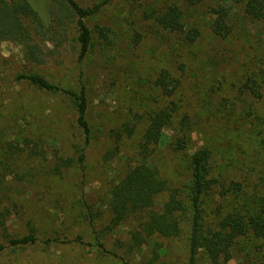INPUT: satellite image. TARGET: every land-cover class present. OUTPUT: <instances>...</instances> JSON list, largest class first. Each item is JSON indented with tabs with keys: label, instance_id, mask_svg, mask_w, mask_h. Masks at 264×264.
Instances as JSON below:
<instances>
[{
	"label": "rangeland",
	"instance_id": "1",
	"mask_svg": "<svg viewBox=\"0 0 264 264\" xmlns=\"http://www.w3.org/2000/svg\"><path fill=\"white\" fill-rule=\"evenodd\" d=\"M28 1L47 24L48 0ZM75 1L84 7L92 3ZM207 12L205 6L190 13L201 37L184 48L169 45L171 37L155 33L125 0L116 1L87 21L91 30L99 26L109 29L111 35L106 43L93 35L94 47L83 61L78 59L73 25L70 40L61 47L43 45L40 39L46 54L40 65L28 64L18 45L0 41V193L10 198V202H0V210L11 211L6 230L0 228V242L5 243L4 235L23 237L28 227L38 237L34 245L7 248L0 254V264H120L122 258L129 264H143L149 259L150 248L131 254L126 246L131 230L145 219L143 214L109 232L107 192L136 164V140L116 144L109 135L142 99L153 98L147 82L162 67L173 70L178 56L187 60L182 94L185 109L197 124L196 131L187 151L173 154L161 146L147 165L171 189L183 194L188 156L206 146L219 185L227 188L232 182L242 184L245 197L240 202L264 198V84L261 100L249 95L242 85L253 74L259 77L264 72V19L249 21L238 6L231 20L232 34L220 40L209 31ZM134 33L144 35L138 44L132 41ZM28 71L65 89L85 87L89 145H85L66 98L15 81L16 75ZM164 133L168 140L171 130ZM13 134L27 136L31 149L23 153L8 150ZM81 148H86L83 170L74 166L60 176L52 173L59 159L76 160ZM221 191L206 202L205 211L214 219L218 208L227 210L234 201L232 195L218 198ZM84 205L92 210L93 223L85 218ZM182 228L174 240L148 241L151 247L157 244L164 250L160 261L165 264H188L186 222ZM197 264L209 263L200 255ZM227 264H264V251L253 238L239 240Z\"/></svg>",
	"mask_w": 264,
	"mask_h": 264
},
{
	"label": "trees",
	"instance_id": "2",
	"mask_svg": "<svg viewBox=\"0 0 264 264\" xmlns=\"http://www.w3.org/2000/svg\"><path fill=\"white\" fill-rule=\"evenodd\" d=\"M116 1L120 0H92L90 5L84 7L75 0H48L49 22L46 24L28 0H0V41L18 45L28 64L40 65L46 58L40 46L41 42H44L43 45L61 47L70 40V25H73L78 59L83 61L89 58L94 47L93 35H96L98 41L105 43L110 39L109 34L111 35L109 29L99 26L91 30L87 21ZM125 1L139 11L140 20L150 23L155 33L161 32L170 36L169 45L181 48L193 46L201 37V30L190 19L199 7L206 6L210 17L209 31L213 38L220 40H226L232 34L231 20L238 6L241 7L243 18L253 22L264 19V0ZM41 38L43 39L40 42ZM143 38V34L134 33L132 41L138 44ZM175 65L173 70L162 67L155 72L153 80L147 82L148 91L153 93V98L142 99L143 102L130 110L121 125L109 135L116 144L132 138L136 140V164L131 165L107 192L105 206L109 232L125 224L131 217L143 214L145 219L131 230L126 245L128 253L131 254L150 248V257L143 264L166 263L164 260L160 261L161 253L164 252L161 246L153 244L151 247L148 241H154L155 238L169 241L178 238L184 222L188 232V264H197L200 255L209 264H227L232 259L233 247L239 240L247 238L257 240L264 251V198L250 203L243 202V199L240 202L245 197L242 184L232 182L227 188L219 185L213 177L211 152L206 146L188 156V177L183 194L171 189L158 172L147 165L153 153L161 146H166L173 154L187 151L196 131L197 124L193 121V114L186 111L185 97L182 94L187 80V60L178 56ZM15 81L66 98L76 116V125L85 137V145H89L88 99L84 86L77 90L65 89L31 71L16 75ZM263 84L264 72L259 77L253 74L242 85L249 95L261 100ZM166 130H171L172 133L168 140L164 133ZM261 145L264 156V139L261 140ZM30 146L31 141L27 136L13 134L8 150L23 153L26 149H31ZM85 149L78 150L79 156L76 160L59 159L51 169L52 173L60 176L63 171L74 166L83 170ZM219 189L222 191L217 194L218 198L232 195L234 201L227 210L218 208L215 216L217 219H214L206 213L205 206ZM9 200L7 194L0 193L2 204L10 202ZM84 208L85 218L93 223L95 218L92 210L87 205ZM10 214V210H0V228L3 231L6 230ZM3 239L5 243L0 242V254L7 248H24L38 241L32 227H28L23 237L4 235ZM120 262L129 264L125 258L120 259Z\"/></svg>",
	"mask_w": 264,
	"mask_h": 264
}]
</instances>
